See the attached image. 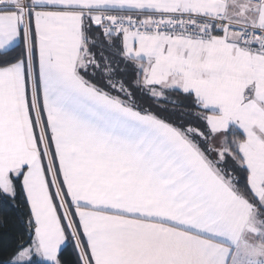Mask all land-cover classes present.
<instances>
[{
	"label": "snow or ice",
	"instance_id": "snow-or-ice-1",
	"mask_svg": "<svg viewBox=\"0 0 264 264\" xmlns=\"http://www.w3.org/2000/svg\"><path fill=\"white\" fill-rule=\"evenodd\" d=\"M0 207V264H264V0H0Z\"/></svg>",
	"mask_w": 264,
	"mask_h": 264
},
{
	"label": "trees",
	"instance_id": "trees-1",
	"mask_svg": "<svg viewBox=\"0 0 264 264\" xmlns=\"http://www.w3.org/2000/svg\"><path fill=\"white\" fill-rule=\"evenodd\" d=\"M0 215L8 217L7 223L0 227V246L6 247L14 243V239L18 238L20 226L16 220L14 210L5 207H0Z\"/></svg>",
	"mask_w": 264,
	"mask_h": 264
}]
</instances>
